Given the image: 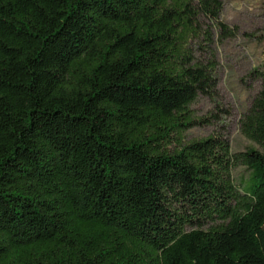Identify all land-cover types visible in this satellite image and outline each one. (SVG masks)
Returning a JSON list of instances; mask_svg holds the SVG:
<instances>
[{"label": "trees", "instance_id": "16d2710c", "mask_svg": "<svg viewBox=\"0 0 264 264\" xmlns=\"http://www.w3.org/2000/svg\"><path fill=\"white\" fill-rule=\"evenodd\" d=\"M221 9L0 0V264H264V65L255 147L184 141L216 88L189 41L201 14L233 36Z\"/></svg>", "mask_w": 264, "mask_h": 264}, {"label": "rangeland", "instance_id": "374dc122", "mask_svg": "<svg viewBox=\"0 0 264 264\" xmlns=\"http://www.w3.org/2000/svg\"><path fill=\"white\" fill-rule=\"evenodd\" d=\"M219 21L233 33L224 37L215 22L202 14L197 17L196 37L189 47L197 62L211 65L216 82L212 97H199L190 107L198 125L184 133V141L225 138L233 153L255 147L239 131V121L260 88L252 77L264 65V2L262 0H219ZM246 176L244 169L234 178Z\"/></svg>", "mask_w": 264, "mask_h": 264}]
</instances>
